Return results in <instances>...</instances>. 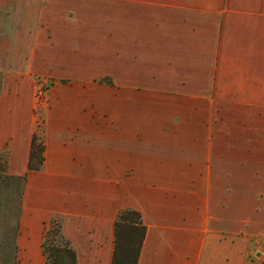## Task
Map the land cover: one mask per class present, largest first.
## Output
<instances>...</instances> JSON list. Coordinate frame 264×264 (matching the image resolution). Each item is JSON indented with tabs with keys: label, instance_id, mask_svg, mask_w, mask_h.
Instances as JSON below:
<instances>
[{
	"label": "crops",
	"instance_id": "0c3cea01",
	"mask_svg": "<svg viewBox=\"0 0 264 264\" xmlns=\"http://www.w3.org/2000/svg\"><path fill=\"white\" fill-rule=\"evenodd\" d=\"M73 2L0 3L5 45L32 48L15 71L36 55L76 80L51 93L42 171L30 122L0 142L27 176L18 264H46L55 217L78 264H112L125 209L147 227L138 264H246L264 242V0H115L98 22Z\"/></svg>",
	"mask_w": 264,
	"mask_h": 264
},
{
	"label": "rangeland",
	"instance_id": "374dc122",
	"mask_svg": "<svg viewBox=\"0 0 264 264\" xmlns=\"http://www.w3.org/2000/svg\"><path fill=\"white\" fill-rule=\"evenodd\" d=\"M73 1L68 9V17L73 18L76 11H80L82 19H87L91 15L98 22L100 15H107L108 21L110 19L113 21L115 0ZM4 19L5 15H0V21ZM6 33V30L0 28V142L3 138H8L19 126L24 127L29 122L32 125V130L37 131L39 136L44 134L46 139V119L54 101H52L51 93L56 88L67 89L75 86L76 80L62 75L57 77L58 73L52 71L51 63L45 64L36 55L31 64L29 63L30 69H24L22 73H17L15 71L17 60L27 51L30 53L32 48L26 45L28 43L24 38L19 41L20 46L8 48L5 45L7 43L5 38L3 39L2 36ZM35 49L44 51V48L41 47ZM17 52L19 53L17 54ZM91 58L96 59L95 54L91 55ZM102 79H90L87 86L97 85L103 80L111 81ZM101 92L108 100L113 96L110 91ZM67 94L69 100L73 99L74 93L71 89L67 91ZM6 142H8L7 139ZM0 160L1 168L5 171L4 167L8 166L10 160L8 144L0 150ZM7 173L9 174L8 167ZM22 192L21 183L0 180V264H18L16 237L19 228ZM257 253L261 257L264 256L263 240H260V243L250 250L246 264H251V261L257 263Z\"/></svg>",
	"mask_w": 264,
	"mask_h": 264
},
{
	"label": "trees",
	"instance_id": "16d2710c",
	"mask_svg": "<svg viewBox=\"0 0 264 264\" xmlns=\"http://www.w3.org/2000/svg\"><path fill=\"white\" fill-rule=\"evenodd\" d=\"M46 161V139L45 135L39 136L35 131L30 143V156L28 171L37 173L42 171ZM0 180L16 181L23 188L27 179L24 177H13L7 173V167L1 168ZM115 248L112 264H138L142 247L145 241L147 227L143 222L139 211L125 209L119 212L115 220ZM42 252L46 264H78V255L72 243L65 237L62 222L59 217L52 218L46 225L44 232ZM258 258V257H257ZM251 261V264H264V258Z\"/></svg>",
	"mask_w": 264,
	"mask_h": 264
}]
</instances>
